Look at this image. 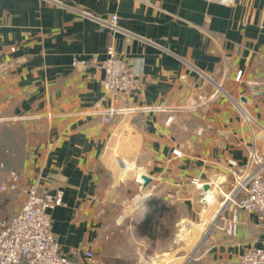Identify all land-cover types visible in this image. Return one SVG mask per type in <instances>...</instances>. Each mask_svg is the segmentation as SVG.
I'll return each instance as SVG.
<instances>
[{
    "label": "crops",
    "instance_id": "0c3cea01",
    "mask_svg": "<svg viewBox=\"0 0 264 264\" xmlns=\"http://www.w3.org/2000/svg\"><path fill=\"white\" fill-rule=\"evenodd\" d=\"M110 45L137 86L116 103L136 110L108 123L94 110L103 70L73 62ZM253 152L264 162V0H0V164L22 187L62 192L49 213L71 264H92L88 252L126 264L128 243L179 244L181 224L187 246L162 264H233L263 247L258 217L225 196ZM155 210L158 233L141 235Z\"/></svg>",
    "mask_w": 264,
    "mask_h": 264
},
{
    "label": "built area",
    "instance_id": "2783aa9c",
    "mask_svg": "<svg viewBox=\"0 0 264 264\" xmlns=\"http://www.w3.org/2000/svg\"><path fill=\"white\" fill-rule=\"evenodd\" d=\"M118 19V15L111 14V29L117 28ZM73 64L103 70L101 85L104 95L94 104V110L103 121L110 123L116 115L136 110L130 106L116 107L124 94L136 88L137 80L132 66L113 45L108 46L104 59L97 56L75 58ZM240 76L241 72L237 78ZM108 101L110 104L106 106ZM171 121L170 116L167 122ZM174 153L180 155L177 150ZM193 181L199 182L198 179ZM21 186V175L16 169L10 170L7 181L0 185L2 192L21 190L24 196L22 206L16 213L0 218V264H71L60 252L49 213L51 207L63 203L62 192H42L36 184L25 188ZM200 186L203 187V183ZM221 192L225 195L223 190ZM225 196L228 203L236 205V212L243 210L247 214H255L264 235V162L258 160L255 152L244 169L235 175L231 192ZM88 257L92 264L97 261L91 252H88ZM233 264H264V246L245 250Z\"/></svg>",
    "mask_w": 264,
    "mask_h": 264
},
{
    "label": "rangeland",
    "instance_id": "374dc122",
    "mask_svg": "<svg viewBox=\"0 0 264 264\" xmlns=\"http://www.w3.org/2000/svg\"><path fill=\"white\" fill-rule=\"evenodd\" d=\"M12 169H14V168H10L6 164H3V163L0 164V171H7V173L9 174L10 170H12ZM6 181L7 180L2 181L0 179V185ZM24 188H25V186H24ZM124 188L125 187L122 186L118 189H120V191L123 192ZM131 190H133V189H131ZM23 198H24V196H23V193L21 190L17 191V192H13V191L2 192V191H0V218L9 217L12 214L16 213L20 209V207L22 206ZM180 228H181V231H180L181 241H179V244L178 243L173 244L167 239H162L160 241H154V243L151 242V243H144V244L138 243L137 244V243L133 242L131 245L128 243L129 245L127 244L126 247L127 248L132 247V250H134V254H133L134 256L132 257V259H127L125 261L126 264H160V263L162 264L164 262V258H163L164 254L161 253L162 250L170 249L172 246L177 247L176 249L184 250V247H186L187 245H186V243L183 242V240H184V237L189 234V231H188L189 227L181 224ZM137 248L138 249L139 248H142V249L146 248V251L148 252L147 256H145L144 258H140L139 257L140 254L138 255L135 253ZM138 253H140V252H138Z\"/></svg>",
    "mask_w": 264,
    "mask_h": 264
},
{
    "label": "trees",
    "instance_id": "16d2710c",
    "mask_svg": "<svg viewBox=\"0 0 264 264\" xmlns=\"http://www.w3.org/2000/svg\"><path fill=\"white\" fill-rule=\"evenodd\" d=\"M164 201L159 198H152L150 200V204L154 205L157 210V207L164 208ZM152 213V215L148 216L142 223L138 225V231L141 235L148 236V237H155V234L158 233V219H157V212ZM161 213V212H160Z\"/></svg>",
    "mask_w": 264,
    "mask_h": 264
},
{
    "label": "water",
    "instance_id": "95a60500",
    "mask_svg": "<svg viewBox=\"0 0 264 264\" xmlns=\"http://www.w3.org/2000/svg\"><path fill=\"white\" fill-rule=\"evenodd\" d=\"M141 179H142V181H143V185H144V186H146V185L151 181V178H150L149 176L145 175V174L141 176ZM210 187H211V186H210L209 183H205V184H203V188H204L205 190H209Z\"/></svg>",
    "mask_w": 264,
    "mask_h": 264
}]
</instances>
